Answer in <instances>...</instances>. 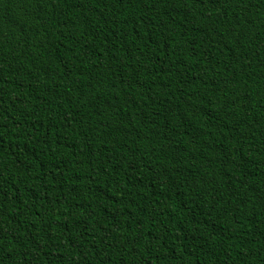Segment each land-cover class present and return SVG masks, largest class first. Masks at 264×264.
<instances>
[{"label":"trees","instance_id":"16d2710c","mask_svg":"<svg viewBox=\"0 0 264 264\" xmlns=\"http://www.w3.org/2000/svg\"><path fill=\"white\" fill-rule=\"evenodd\" d=\"M0 264H264V0H0Z\"/></svg>","mask_w":264,"mask_h":264}]
</instances>
